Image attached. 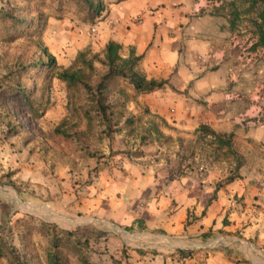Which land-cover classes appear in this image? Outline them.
<instances>
[{
	"label": "crops",
	"instance_id": "obj_1",
	"mask_svg": "<svg viewBox=\"0 0 264 264\" xmlns=\"http://www.w3.org/2000/svg\"><path fill=\"white\" fill-rule=\"evenodd\" d=\"M252 2L228 0L216 13L198 16L197 0L111 6L98 24L101 48L115 42L124 57H141L148 79L167 81L160 90L133 94L127 106L140 125L159 124L162 138L154 135L141 146L127 130L119 133L112 152L107 146L108 164L96 160L83 198L58 178L65 192L49 203L52 213L59 218L54 210L64 202L65 213L79 217L62 216L63 225L39 220L87 233L102 229L113 251L129 248L132 264H264V119L254 125L260 112L264 116V48ZM202 126L234 134L240 153L255 156L240 179L226 184V166L206 161L200 150L194 156L187 151ZM134 144L140 155L130 152ZM143 239L161 245L141 247ZM178 250L193 253L182 258Z\"/></svg>",
	"mask_w": 264,
	"mask_h": 264
},
{
	"label": "trees",
	"instance_id": "obj_2",
	"mask_svg": "<svg viewBox=\"0 0 264 264\" xmlns=\"http://www.w3.org/2000/svg\"><path fill=\"white\" fill-rule=\"evenodd\" d=\"M30 1L34 2L18 0L15 5L6 3L0 8V45L3 42L14 44L19 38L29 41L27 47L14 54V64L6 65L7 72L0 80V113L4 116L6 134L18 137L22 132H29L28 141L33 136L31 132L38 133L39 136L33 137L38 141L39 150L44 152L50 149V143L62 139L79 143L84 138V148L81 147L84 158L97 161L104 160L105 156L101 154L100 147L93 146L94 138L101 143L104 139L110 143L114 134L126 130L127 136L134 137L141 146L149 143L154 135L158 140L162 138L159 124L150 121L148 126L140 125L138 118L128 112L127 106L133 94L140 96L160 90L167 85V81L148 79L139 67L141 57H124L122 46L115 42L108 43L100 53L91 50L79 52L72 66L61 68L41 42L40 32L36 34V21L40 23L43 18L40 20L31 16ZM51 5L55 7L59 19L75 11L83 22L94 23L106 15L100 0H51ZM252 6L259 9L260 22L255 24L258 27L259 45L264 48V0H253ZM56 80L73 93L70 108L74 115L87 122L84 131L72 135L65 122L58 124L50 134L38 128V122L50 103L51 83ZM109 148L112 152L111 145ZM197 150L211 164H222L228 168L226 184L240 179L241 170L255 158L253 154L246 157L240 153L234 143V134H219L205 126L200 127L195 141L187 144V151L192 156ZM94 171L97 173L98 168H94ZM14 175L16 173L7 174L2 179L8 178L7 184L22 192L21 184L12 178ZM91 178L89 172L85 186L91 184ZM37 184L40 182L36 180L33 188ZM77 185L74 182L76 195H80L84 186L77 188ZM137 228L136 224L129 230ZM5 238L0 235V259L6 258L8 264H105L102 260L105 255H109L110 264H132L128 247L116 250L119 255L110 253L106 247L102 248V243L110 244L111 236L108 233L90 234L82 229H66L34 217H30L21 227L18 247L13 245L10 232ZM136 252L142 256L150 253L144 250ZM192 253L176 251L182 258L190 257Z\"/></svg>",
	"mask_w": 264,
	"mask_h": 264
},
{
	"label": "rangeland",
	"instance_id": "obj_3",
	"mask_svg": "<svg viewBox=\"0 0 264 264\" xmlns=\"http://www.w3.org/2000/svg\"><path fill=\"white\" fill-rule=\"evenodd\" d=\"M100 1L106 9V14H108V10H110L111 6L118 5L124 0ZM30 2L29 6L32 9L31 16L39 18L40 20L43 18V21L40 23L36 21V34L40 32L41 42L48 49L50 54L56 58L61 68L72 66L79 52L85 50H91L93 53L102 52L103 49L100 46L102 40L98 30V24L101 19L94 23L83 22L75 11L66 13L62 19H59L56 15L55 7L51 5V0H34V2ZM6 3L15 5L18 3V0H0V8ZM1 28L0 26V33L2 32ZM28 44V39L19 38L14 44H5L3 42V44L0 45V80L7 72L6 65L8 64L10 66L14 64V54L19 53V51L27 47ZM1 56H3V61ZM72 94L73 93H70L63 83L58 80L52 81L49 94L50 103L45 115L38 122V128L42 132L50 134L55 127L62 122L69 125L68 130L72 135L76 132L84 131L87 122L79 119V116L74 115L70 108L72 104ZM261 113L263 115V112H260L258 115L262 116ZM1 114L2 113H0V235L5 238L8 232H10L13 238V245L18 247L20 229L24 225V222L30 220V217L37 219L45 218L46 220L50 218L55 223L62 222L59 219L62 216L73 219L79 217L65 213L66 211L63 210L65 204L63 202L61 204L62 207H55L54 212L60 215V217L57 218L52 213L49 203L54 198L63 197L65 188L63 183L58 184V178L64 177L65 181L66 179L68 182L70 181L73 187V194H75L76 197L83 198L84 191L80 195H76L74 182L78 184L77 188L85 186L84 174L87 175L89 170L91 176L96 174L94 169H92L96 163V159L84 158V149H81V147L84 148V138L79 143L67 142L63 139L56 143H50V149L44 152L43 150H39L38 141H36V137H33L34 135L39 136L38 133L31 132L33 136L31 135L28 141L29 132H22L23 134L18 137L7 135L4 128V116ZM139 118L145 120L146 117L139 116ZM254 125H256L255 121ZM260 125H256V127ZM117 138H119L118 134H114L110 138V143H108L106 139L101 143L100 140L96 138H94L92 142L94 147L97 146L101 148V154L107 159V146L112 145L115 147ZM137 148L138 144L132 145L130 152L136 153L135 149ZM97 163L100 164L99 161H97ZM106 163L108 164V161H102V164L106 165ZM49 166H52V169H49ZM109 167H112V163L109 164ZM11 173H16L12 178L16 179L19 184H21L22 192L9 186L6 181L8 178L2 179V176ZM36 180L43 183L37 184V187L33 188V184ZM25 216H29V218L25 219ZM61 225H63V223ZM88 231V233L92 234L106 233L102 229L94 231V228H90ZM7 238L9 239V237ZM138 245L151 248L157 247L161 245V243L157 240L143 239ZM101 246L102 248L106 247L112 254H118V251H113L115 249L113 240L110 241L108 246L104 243H102ZM102 260L105 264H110L109 255L103 256ZM0 264H8V260L6 258H1Z\"/></svg>",
	"mask_w": 264,
	"mask_h": 264
},
{
	"label": "built area",
	"instance_id": "obj_4",
	"mask_svg": "<svg viewBox=\"0 0 264 264\" xmlns=\"http://www.w3.org/2000/svg\"><path fill=\"white\" fill-rule=\"evenodd\" d=\"M228 0H197V6L194 10L195 15L212 14L217 10H221L227 6ZM241 34H246V30H240ZM202 60V58H200ZM262 115V113H261ZM263 117L258 115L255 121L256 125H260Z\"/></svg>",
	"mask_w": 264,
	"mask_h": 264
}]
</instances>
